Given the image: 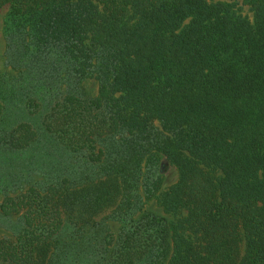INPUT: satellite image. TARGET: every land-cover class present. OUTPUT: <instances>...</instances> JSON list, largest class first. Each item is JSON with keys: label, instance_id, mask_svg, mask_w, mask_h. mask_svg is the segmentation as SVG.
<instances>
[{"label": "trees", "instance_id": "1", "mask_svg": "<svg viewBox=\"0 0 264 264\" xmlns=\"http://www.w3.org/2000/svg\"><path fill=\"white\" fill-rule=\"evenodd\" d=\"M238 1L251 18L206 0H0L29 40L21 68L67 70L40 127L8 130L0 95V148L67 157L2 199L22 227L0 264H45L64 228L108 208L120 229L100 264H264V0ZM159 160L177 172L163 191Z\"/></svg>", "mask_w": 264, "mask_h": 264}, {"label": "rangeland", "instance_id": "2", "mask_svg": "<svg viewBox=\"0 0 264 264\" xmlns=\"http://www.w3.org/2000/svg\"><path fill=\"white\" fill-rule=\"evenodd\" d=\"M206 1L234 4L242 9V15L251 18L249 9L241 7L238 0ZM8 14V7L0 10V95L4 97L3 103L7 107V129L10 130L23 122L40 127L57 101L56 97L60 90H65L67 83L64 79L67 77L64 78V72L67 70L64 65H59L55 61L54 56L46 57L45 64L43 61L34 63L30 57L24 63L22 61L27 67L21 68L20 62L13 56V50L16 48L18 55L20 51L23 53L21 61L25 57V45L29 40L15 33ZM35 84L36 86H33ZM83 84L91 95L96 94L97 83L93 77L85 80ZM52 147L54 146L49 143L40 145L41 155L15 153L0 148V204L5 195L16 196L28 183L45 182L47 179L45 175L58 172L56 168L62 167L67 157L61 156L59 149L52 153ZM80 164L81 162L75 166ZM154 169L155 174L161 177L160 191L166 190L177 181L175 168L165 160H159ZM154 206L153 203L150 207L156 211ZM114 209L108 208L95 215L91 226L89 225L91 230L88 232L78 231L72 225L64 228L51 244L49 258L45 264H100L103 238L110 234L116 235L120 229V224L111 218ZM21 227L19 215L4 217L0 213V239L13 240Z\"/></svg>", "mask_w": 264, "mask_h": 264}]
</instances>
